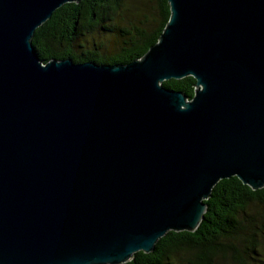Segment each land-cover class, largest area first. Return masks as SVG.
I'll list each match as a JSON object with an SVG mask.
<instances>
[{
    "label": "water",
    "instance_id": "1",
    "mask_svg": "<svg viewBox=\"0 0 264 264\" xmlns=\"http://www.w3.org/2000/svg\"><path fill=\"white\" fill-rule=\"evenodd\" d=\"M80 1L0 0V264H121L218 180L264 186V0H167L139 58L42 62L35 28Z\"/></svg>",
    "mask_w": 264,
    "mask_h": 264
},
{
    "label": "trees",
    "instance_id": "2",
    "mask_svg": "<svg viewBox=\"0 0 264 264\" xmlns=\"http://www.w3.org/2000/svg\"><path fill=\"white\" fill-rule=\"evenodd\" d=\"M169 17L167 0H81L56 8L35 28L39 59L128 63L156 42ZM191 76L164 80L191 98ZM194 231L170 230L150 252L121 264H264V186L253 190L236 176L220 179Z\"/></svg>",
    "mask_w": 264,
    "mask_h": 264
}]
</instances>
